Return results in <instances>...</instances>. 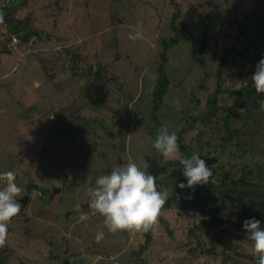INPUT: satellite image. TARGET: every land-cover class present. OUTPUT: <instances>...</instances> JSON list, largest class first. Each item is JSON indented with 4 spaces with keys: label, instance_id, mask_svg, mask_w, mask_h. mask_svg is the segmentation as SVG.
Masks as SVG:
<instances>
[{
    "label": "rangeland",
    "instance_id": "obj_1",
    "mask_svg": "<svg viewBox=\"0 0 264 264\" xmlns=\"http://www.w3.org/2000/svg\"><path fill=\"white\" fill-rule=\"evenodd\" d=\"M214 1L217 10L212 9ZM205 2L24 0L23 4L22 0H0V4H5L11 14L18 13V17L29 14L32 27L49 35L48 40L31 38L27 43L11 35L16 39L15 44L10 43L11 37L6 33L0 37V173L13 171L16 175L15 183L21 188L17 202L27 198L21 205L20 213L8 224L7 242L5 247L0 248V257H4V262L0 264H60L63 260L74 261V264H254L256 256L252 254V241L247 235H242L240 222L235 219L236 209L231 208L235 204L234 196L240 194L233 195L227 191L232 188L235 180H245L239 171L245 163L261 169L256 174V169L249 168L252 174L246 177L249 183L254 181L260 185L257 176L264 172V158L253 156H264V146L254 133L249 132L248 136L242 137V145L240 142L236 144L245 154L232 150L237 155L225 153L223 158H219L215 148L217 135L207 133L208 137L203 139L202 144L208 141L211 143L208 156L214 160L215 173L208 184L202 185L201 194H207L211 185L221 186L223 194L220 196L224 202L219 201L216 210L218 214L227 215L228 222L214 232H208L206 237L198 234L196 240L187 231L183 233L185 237L181 234L184 229L197 224L199 214L195 208L191 207L189 212L178 211V205L175 204L162 211L159 218L168 223L167 227L174 233L177 245L181 240L184 244L180 249L174 246L175 261L162 260L172 239L167 237L159 224L154 231H150L147 250L131 256L129 252L144 245L145 233H108L103 224L104 218L88 204L87 190L95 187L96 179L110 174L113 168L126 165L131 160L147 172V161L154 162L160 168L165 162L173 161H166L146 136L148 129L155 124L150 115L147 93L156 78L154 72L159 63L157 53L160 54L162 50L160 41L170 37L172 13L179 12L173 25L186 32L187 38L185 41L180 40L178 45L164 54L163 58L167 59L165 67L170 69L169 75L172 74L171 80H180V83L175 90L170 87L167 94L169 98L158 109L156 116L160 129L167 128L170 133L175 132L177 135L184 128L180 119L181 109L186 104V94L182 91L186 92L190 88L189 77L183 78L192 67L190 64L193 57L196 59L195 52H198L202 32L206 30L205 38L208 41L218 38V45L215 46L217 58L225 56L230 60L237 52H244L242 47L234 44V27L225 28L218 22L216 26H211L207 21H219L225 14L234 22L232 14L239 20L247 14L264 9V0H228L227 5L224 2L221 6L217 0ZM230 5L235 9L229 8ZM138 24L142 25L145 38L130 40L128 36L130 33L135 34ZM247 40L241 39L240 43L245 44ZM79 42H83L84 50L78 51L86 56L87 63L95 64L96 59L108 63L107 70L116 76L118 82L115 87H111L103 107L98 109L100 117H95L93 106L79 113L83 119L94 120L104 126L106 137L101 134V140L97 137L100 133L84 123L80 125L83 126L81 132L75 128L68 130L72 140L40 131L43 124H48L47 116L53 111L66 105L77 108L89 102L97 93V89L92 88L93 77L85 75L82 63H78L72 73L65 59L58 56L48 61L50 52L55 53L59 45L66 43L76 46ZM228 50L231 52L227 55ZM6 51L10 54H6ZM245 54H252L251 43L247 45ZM41 60L45 65L47 62L52 64L51 71L43 74L39 65ZM228 66L229 72L251 70V65L238 57L229 62ZM48 75L52 76L51 81ZM230 83L226 82V85ZM82 85L87 89H81ZM106 89L103 87V91ZM202 108L203 105L198 107ZM207 112L205 108L202 114ZM258 116L264 122L261 110ZM74 125L79 126L78 123ZM110 126L111 131L107 129ZM124 127L127 132L125 138L122 132ZM199 131L195 126L184 136V144L189 147L196 145ZM83 135L84 138L79 139ZM246 138L252 140L247 145L244 141ZM100 141L108 146L115 145V149L103 146L98 143ZM182 178L181 170L171 168L158 177L157 189L167 190L170 195L169 191L176 180ZM4 186L0 182V189ZM34 186L46 192L40 197ZM240 190L246 189L242 187ZM98 231L105 232V238L100 243L95 240ZM213 233L214 240L219 242L215 244L212 254H200L201 248L204 251L209 249L210 244L206 239L212 237ZM222 242L227 249L222 247ZM222 259L224 262L220 263Z\"/></svg>",
    "mask_w": 264,
    "mask_h": 264
},
{
    "label": "trees",
    "instance_id": "obj_2",
    "mask_svg": "<svg viewBox=\"0 0 264 264\" xmlns=\"http://www.w3.org/2000/svg\"><path fill=\"white\" fill-rule=\"evenodd\" d=\"M217 2L220 6L224 4V2L225 5L228 4V0H217ZM22 3L25 4L24 0H22ZM204 3L206 4L205 0ZM174 5L176 6V4ZM229 8L233 10L235 9L232 5H230ZM212 9L217 10L216 1H214ZM108 10L110 11V8ZM0 15H2L3 18V22L0 23V37L6 33L9 37L16 36L17 40L23 43L29 42L31 38L35 40L49 39L48 34H44L40 30L32 27V18L29 14L18 17V13L11 14L9 12V8L5 4H0ZM109 15H111L110 12ZM179 15V12H177V14L172 13L170 16V37L167 39L162 38L160 41L159 45L162 47V50L160 54L159 52L157 53L159 63L154 72L156 78L153 80L151 90L147 93L150 100V115L155 124L152 128L148 129L146 136L148 139H151L153 143L157 137L158 130L160 129V122L157 121L156 112L162 107L166 99L169 98L167 94L169 93L170 87L175 90L180 83V80L177 82L171 80L172 74L169 75L170 69L165 67L167 59L163 58L168 49L178 45L180 40L185 41L187 38L186 32L176 29L173 25V22L178 18ZM232 15L235 18L234 22L226 17L225 14L220 18L219 21L208 20L207 22L208 25L211 26H216V23L218 22L219 25H222V27L225 28L234 27V44L237 43L240 48L242 47L244 52H237L230 60H228V58L225 56L217 58L215 56V46L218 45V38H214L209 41L206 40L205 30L203 31L204 44L206 45L203 47L204 50H201L200 52L196 51V59L193 57V60H191L192 63L190 64V67H192L188 69L187 74V70L183 71V73L186 74L183 79H187L189 77L190 88L186 92L182 91V93L186 94L184 95L186 104L181 109L182 113L180 119V123L183 122L184 128L181 129L177 134L179 145L178 156L190 158L193 153H198L201 156V159L205 161L206 165L209 168H212L213 174L215 173V169L213 168L214 160L208 156V153L211 150L209 148L211 143L208 141L202 144L203 139L208 137L207 133L215 136L217 135L218 143L215 145V148L219 152V158H223L225 153H230L232 156L237 155L236 153H233L232 150H239L240 154H245L246 152L238 149L236 144L238 142L241 144V138L248 136L250 134L249 132L258 135L262 147L264 146V122L262 117L258 116V111L260 110L259 101L264 99V94H257L255 92L253 82L250 79L256 70L257 63L260 59L264 58V9L255 11L249 15L247 14L246 16L239 18V20L235 14ZM241 39L248 40L245 44H241ZM249 43L252 44V54L247 56L245 53ZM82 45L83 42L77 43L76 46L66 45V43L61 44L55 53L52 54L50 52L48 56L50 58L48 61H53L59 56L61 59H65V61L68 62V67L72 73H74V70H76L77 64L82 63V70L86 71L85 75L93 77L91 84L92 88L97 89V93L95 97H93L89 102L84 103L77 108H73L71 105H66V107H61L53 111L47 116L46 121H48V124H43L40 131H43L47 135H58L62 138L66 137L72 140V138L69 137L68 130L75 128L78 132H81L83 130V126L80 125H83L84 123V125L88 128L92 127L91 129H94V131L100 133V135H97V137L101 140L102 135L106 137V130L104 126H102L99 122L96 123L94 120L83 119L80 117L79 113L88 106H93L95 109V117H97V115L100 117V114H97L99 113L98 109L103 107L111 87H115L117 80L116 76L110 74L107 70L108 63H101L99 59H96L95 64L91 65L90 63H87L85 59L86 56H82V54L78 51L84 50ZM193 45L194 43H192V48L195 50ZM71 46L72 48H70ZM231 50H234V46L231 47ZM231 50H228L226 54L228 55ZM237 57L242 61H247L249 65H251V70L229 72L228 63L231 61L233 62V60ZM115 58H117V56H115ZM201 58L205 59L201 60ZM39 65L42 67L43 74L51 71V63L47 62L45 65L41 60ZM79 68L81 69V65ZM196 72L198 74L197 76H195ZM51 77L52 76L48 75L49 79ZM49 81H51V79ZM229 81H231V83L226 85V82ZM235 81H237L236 87L234 86ZM209 83H212L213 85H210ZM103 87L107 89L103 91ZM81 89L85 90L87 88L82 85ZM80 100L81 97L79 98V101ZM202 105L203 108L198 109V107H201ZM205 108L208 109V112L206 114H202ZM262 112L264 113V111ZM49 116L51 117L49 118ZM75 123H78L79 126L74 125ZM195 126L200 131L198 132L195 139L196 145L194 144L193 146L189 147L188 145L184 144V136L193 130ZM110 128H112V126L108 127L107 129L110 130ZM125 131L126 127H124L122 130L124 138L127 135V132L125 133ZM84 136L85 135L80 136L79 139H81V137L84 138ZM244 141L247 145V142L252 140L246 138ZM98 143H101L106 147H113L115 149V145L113 144L112 146H108L106 143L101 141ZM253 158H264V156L254 155ZM147 163V173L154 175L156 177V182L158 181V177L161 174L167 170H171V168H177L183 171V166L180 164L178 159L165 162L161 168L155 165L152 161H147ZM249 168H252L253 170L256 169V174L261 170L258 167L249 165L248 163L241 165L239 171H241V175L245 178V180L243 181L242 179L238 182H235V180V183H232V188L227 190L232 192L233 195L238 193L240 194V196H234L235 204L231 208L236 209L235 219H238L240 222V230L242 235H247V233L243 230V221L246 219H251L254 217L261 222V227H264V186H260L264 185V172H262L261 175H256L260 178V185L256 184L254 181L249 183L246 178L252 174V172L248 170ZM218 169L220 170L221 167ZM182 182L185 184L187 183L184 176L181 180H176L172 190L169 191L171 194L167 196L166 203L161 210V212L167 210L169 207L175 204L178 205V211L185 210L186 212H189L191 207L196 209L199 214V220L197 224L193 225L189 229H184L181 234L187 231L188 235H191L197 240L196 237L198 234L199 236L204 235V237H206L208 232H214L220 228L221 225L227 224L228 216L218 214L216 210L218 202H224L220 196L223 194L221 186H209V191L207 194L202 196L201 185L195 186L194 190L188 188L180 189L178 184ZM218 183L221 184V181H218ZM242 187H244L246 190H240ZM34 188L37 189V191L41 194L46 192L45 189H42L38 186H34ZM178 191L180 192L177 193ZM215 192L218 195H216ZM189 196L191 199L188 198ZM249 196H251V198H248ZM158 224L163 227L167 237L172 239V241L169 242V247L166 249V255L164 258H162V260L170 259L171 261H175L173 252L174 246L177 247V249H180V247L184 245L183 241L181 240L177 245V239L174 238V233L168 229V223L165 220L159 218ZM150 231L144 234V245L140 246L138 250L134 252H129L131 256L138 255L147 250L148 243L150 242ZM218 235H216V237ZM183 237H185L184 234ZM206 240L209 242L210 247L206 251L201 248L200 254L211 255L215 244L219 241L214 240V233L212 237H207ZM221 245L223 248L227 249L224 242H222ZM191 252L195 253L193 250H191ZM50 258L58 259L56 256H50ZM2 262H4V257H0V263ZM223 262L224 260L222 259L220 263ZM60 264H74V261L67 262L63 260L60 262ZM254 264H258L257 257L254 259Z\"/></svg>",
    "mask_w": 264,
    "mask_h": 264
},
{
    "label": "clouds",
    "instance_id": "obj_3",
    "mask_svg": "<svg viewBox=\"0 0 264 264\" xmlns=\"http://www.w3.org/2000/svg\"><path fill=\"white\" fill-rule=\"evenodd\" d=\"M3 22L0 15V23ZM202 37V36H201ZM130 40H143L142 25L136 26L135 34H129ZM15 44V43H13ZM255 92L264 94V58L256 65L251 76ZM260 110L264 111V99L259 101ZM153 147L167 161L179 159L182 174L187 183H179L180 189H193L197 185H206L212 177L209 168L198 153L190 158L178 156V137L167 128L158 130ZM13 171L0 173V182L5 185L0 189V248L5 247L8 237V224L21 211L17 202L21 188L15 183ZM95 187L89 188V207L102 216L107 232L115 234L120 231L144 232L154 231L158 224L161 210L167 200V190L157 189L156 177L142 170L137 163L129 160L126 165L115 167L110 174L102 175L95 181ZM191 199V197H188ZM243 230L252 241V254L258 264H264V227L254 217L243 221ZM105 238L104 231H98L95 240L100 243ZM236 241H233L235 243Z\"/></svg>",
    "mask_w": 264,
    "mask_h": 264
},
{
    "label": "water",
    "instance_id": "obj_4",
    "mask_svg": "<svg viewBox=\"0 0 264 264\" xmlns=\"http://www.w3.org/2000/svg\"><path fill=\"white\" fill-rule=\"evenodd\" d=\"M203 46H204V32H202V37H201V39H200V44H199V48H198V52H200L201 51V49L203 48ZM6 54H10V52L9 51H6L5 52ZM53 192H54V190H53ZM27 199V198H26ZM26 199H23L21 202H20V204H24V202L26 201ZM52 198L50 197V200H51Z\"/></svg>",
    "mask_w": 264,
    "mask_h": 264
},
{
    "label": "built area",
    "instance_id": "obj_5",
    "mask_svg": "<svg viewBox=\"0 0 264 264\" xmlns=\"http://www.w3.org/2000/svg\"><path fill=\"white\" fill-rule=\"evenodd\" d=\"M13 42L16 43V40H15L14 37H11V38H10V43H13Z\"/></svg>",
    "mask_w": 264,
    "mask_h": 264
},
{
    "label": "flooded vegetation",
    "instance_id": "obj_6",
    "mask_svg": "<svg viewBox=\"0 0 264 264\" xmlns=\"http://www.w3.org/2000/svg\"><path fill=\"white\" fill-rule=\"evenodd\" d=\"M53 190H55V188H53ZM37 194H38V196H40V197L42 196V194H41L40 192H38V191H37ZM21 205H22V204H21Z\"/></svg>",
    "mask_w": 264,
    "mask_h": 264
}]
</instances>
